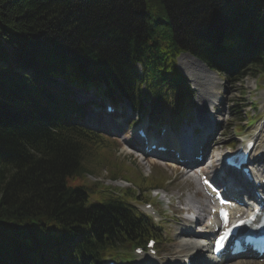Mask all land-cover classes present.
I'll use <instances>...</instances> for the list:
<instances>
[{
    "label": "trees",
    "instance_id": "obj_1",
    "mask_svg": "<svg viewBox=\"0 0 264 264\" xmlns=\"http://www.w3.org/2000/svg\"><path fill=\"white\" fill-rule=\"evenodd\" d=\"M182 52L263 76L264 0H0V264H97L152 235L132 202L162 182L109 158L69 85L181 118ZM104 164L133 188L88 179Z\"/></svg>",
    "mask_w": 264,
    "mask_h": 264
},
{
    "label": "rangeland",
    "instance_id": "obj_2",
    "mask_svg": "<svg viewBox=\"0 0 264 264\" xmlns=\"http://www.w3.org/2000/svg\"><path fill=\"white\" fill-rule=\"evenodd\" d=\"M177 66L180 72L188 77V84L193 85L195 88L192 97L194 108L191 111V123L187 125L183 123L180 126L172 127V133L167 130L170 134L167 137L168 139H171V136H179L189 129H202L205 126V123H201L205 119L203 115L207 111H216V114L214 113L213 116H210V119L213 118L212 121L219 123V127L213 137V140H216L217 143L209 152L213 159H216L215 163L220 164V156L226 147L234 146L243 137L250 136L255 129H260L258 140L260 145H264V76L249 73L238 80L225 79V73L213 74L208 72L201 64L192 60L191 55L188 53H183L178 57ZM252 101L257 104V108H253V105L251 106ZM122 105L131 107L126 100L122 102ZM245 113H248L249 116L257 114V117H254L255 119L248 123ZM88 114L89 116H95L90 111ZM139 115L135 110L131 109L120 132L116 135L99 128H97V131L107 138H104L107 144L104 148L105 153L110 159L123 164L132 178L139 172L147 177H156L164 180L159 190L151 192V197L155 198L157 191L159 193L158 196H160L158 199L169 197L172 200L174 210L166 209L165 211L161 209V218L158 221L165 220V224H163L165 229L162 236H160V242H158L157 247L162 257L168 262L179 264L181 260L180 254L183 253V250L179 247L180 241L177 236H179L180 229L186 222L185 207H203L206 203V196L200 189L199 183L184 175L178 165L168 166L169 161L166 159L159 160L155 157L146 156L132 148L131 143H134V139L130 137L131 129L129 126L137 123L140 118ZM110 117L112 118L113 115ZM200 117L202 120H200ZM142 118L143 121L147 119ZM240 118L243 120H240ZM153 119L151 120L155 131L163 121H166L161 118L156 119V117ZM109 121H113V119ZM238 125L242 127L240 132L237 129ZM235 132L239 133L236 134ZM208 144L210 145L211 142H208ZM107 169V164H104L101 168L96 169L93 174L87 175V177L92 181H101L107 185L117 187L130 186L129 183L121 178L111 180L107 174ZM158 199L157 197L155 198L156 201ZM138 205L136 204V206ZM125 246H121V248H127V245ZM123 252L127 251L122 249ZM108 255L110 253L106 256ZM235 262L236 264H264L261 261H247L244 259L242 261L236 260Z\"/></svg>",
    "mask_w": 264,
    "mask_h": 264
},
{
    "label": "bare ground",
    "instance_id": "obj_3",
    "mask_svg": "<svg viewBox=\"0 0 264 264\" xmlns=\"http://www.w3.org/2000/svg\"><path fill=\"white\" fill-rule=\"evenodd\" d=\"M191 59L192 60H194L195 62H197V63H199V64H201L208 72H210V73H213V72H211V71H209L200 61H198V60H196V59H194V58H192L191 57ZM213 74H215V73H213ZM121 114H123V112L121 111ZM204 116V118H206L205 117V115H203ZM200 119H201V117H200ZM202 120V119H201ZM202 121H205L206 122V120L204 119V120H202ZM115 123H118L119 124V122H117V121H114ZM204 122V123H205ZM111 126L109 127L110 129H109V132L110 133H117V128H118V125L117 124H110ZM208 127H211V129H212V133H213V125H210V126H208ZM170 133H172L171 131H170V129L168 130ZM207 132L208 131H205V134H207ZM211 133V134H212ZM210 134V135H211ZM170 136V134L168 133L167 134V136H165L166 138H164L163 139V141L162 142H169L170 144H172L173 145V147L175 148V149H177V147H178V140H179V138H184L185 137V134L183 135V136H176V137H173V136H171V139H168L167 137H169ZM162 139V138H161ZM201 140H203V138L202 137H200V140L199 141H201ZM211 140H213V138H211ZM160 142H161V140H160ZM263 157H264V155H263ZM167 159V158H166ZM168 160V159H167ZM214 161H216V159H214ZM259 161H261V160H259ZM259 161H256L255 163H257V162H259ZM216 164V163H215ZM216 165H218V164H216ZM259 168L260 167H256V168H254V170L256 169V170H259ZM207 216H208V219L210 220V221H213V219H214V214L213 213H211V212H209V213H207ZM208 227V228H207ZM207 227H205V229H206V231L205 232H209V228H210V226H207ZM202 234H200L199 232H197V231H195L192 227H190V225H184L182 228H181V230H180V234H179V236H178V238H179V241H180V243H179V247H181V249L183 250V253L182 254H180V256H181V264H186L187 263V261L188 260H190L191 259V255H193V257H192V259H191V261H192V263L191 264H194V262L197 260V259H199V258H201L200 260H202V261H205L206 262V264H236V262H234V261H230V260H228V259H225L224 257L223 258H221L218 262H216V263H213L212 261H208V260H204L203 259V257H205V253H206V247L204 246L205 244H204V241H202V240H200L199 238H200V236H201ZM194 258V259H193ZM180 262V261H179ZM158 263V262H157ZM154 264H155V262H154Z\"/></svg>",
    "mask_w": 264,
    "mask_h": 264
}]
</instances>
